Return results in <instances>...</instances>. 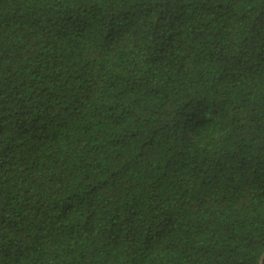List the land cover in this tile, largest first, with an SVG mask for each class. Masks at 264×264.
Listing matches in <instances>:
<instances>
[{
    "label": "trees",
    "instance_id": "16d2710c",
    "mask_svg": "<svg viewBox=\"0 0 264 264\" xmlns=\"http://www.w3.org/2000/svg\"><path fill=\"white\" fill-rule=\"evenodd\" d=\"M263 253L264 0H0V264Z\"/></svg>",
    "mask_w": 264,
    "mask_h": 264
},
{
    "label": "water",
    "instance_id": "95a60500",
    "mask_svg": "<svg viewBox=\"0 0 264 264\" xmlns=\"http://www.w3.org/2000/svg\"><path fill=\"white\" fill-rule=\"evenodd\" d=\"M263 260H264V253L260 256L259 264H262L263 263Z\"/></svg>",
    "mask_w": 264,
    "mask_h": 264
}]
</instances>
